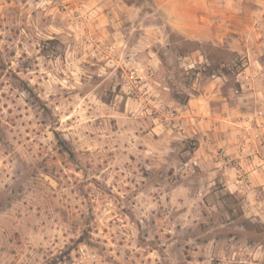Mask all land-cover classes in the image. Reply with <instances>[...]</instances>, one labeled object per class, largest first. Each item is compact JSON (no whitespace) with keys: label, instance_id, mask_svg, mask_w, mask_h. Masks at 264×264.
I'll return each instance as SVG.
<instances>
[{"label":"rangeland","instance_id":"1","mask_svg":"<svg viewBox=\"0 0 264 264\" xmlns=\"http://www.w3.org/2000/svg\"><path fill=\"white\" fill-rule=\"evenodd\" d=\"M212 75L233 111L264 87V0H0V264H238L264 246L243 203L264 198L243 168L263 114L215 132L182 116Z\"/></svg>","mask_w":264,"mask_h":264},{"label":"crops","instance_id":"2","mask_svg":"<svg viewBox=\"0 0 264 264\" xmlns=\"http://www.w3.org/2000/svg\"><path fill=\"white\" fill-rule=\"evenodd\" d=\"M198 14L199 10L196 15ZM195 63L196 65H200L202 64V61ZM260 68L263 70L262 67ZM251 70L253 71V69L249 67L245 72L251 74ZM259 73L260 71L257 74ZM222 85V78L216 75L210 77L209 84L205 87L198 88L197 90L196 85H194V90H197L198 92L197 94H191L192 98L188 101V105L183 106L185 111L182 116L188 118L195 124L204 122L207 126L210 125L209 128L213 129V132L218 131L220 127L226 126V129L232 126L231 128H234V125L236 124L241 125L246 123L243 113H240L239 111V108L241 107H251L252 109H256V111L259 109V113L257 112L256 114H263L260 119L262 122L264 121V87L259 90L255 89L254 91H252V87L251 89H248V91H245L248 95V97H246L248 98L246 103L241 96H238V102L236 103L237 110L233 111L235 106H233V104H231L227 97L222 93ZM214 104L220 105L219 112L217 109L213 108V106L215 107ZM234 116H239L238 120L234 119ZM262 156H264V153ZM243 168L249 173L248 178L250 179L252 186L264 189V157L259 158V163L256 159L254 160V164L246 163ZM243 182V180H236L237 184ZM243 203L245 204V208H247L248 205L252 206L250 209L252 212H245L246 216L252 219V221L264 225V198H258L256 195L243 197ZM247 249H251L250 251H247V253L253 255V261L251 260V257L245 255L247 253H244L241 258V263L238 264H264V246L262 244L248 245Z\"/></svg>","mask_w":264,"mask_h":264},{"label":"built area","instance_id":"3","mask_svg":"<svg viewBox=\"0 0 264 264\" xmlns=\"http://www.w3.org/2000/svg\"><path fill=\"white\" fill-rule=\"evenodd\" d=\"M131 78L134 79L135 78L134 75H131Z\"/></svg>","mask_w":264,"mask_h":264}]
</instances>
